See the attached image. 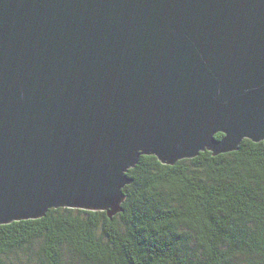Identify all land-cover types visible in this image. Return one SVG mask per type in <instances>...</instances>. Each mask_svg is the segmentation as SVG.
<instances>
[{
  "label": "water",
  "instance_id": "1",
  "mask_svg": "<svg viewBox=\"0 0 264 264\" xmlns=\"http://www.w3.org/2000/svg\"><path fill=\"white\" fill-rule=\"evenodd\" d=\"M246 139L264 143V0H0V226L113 218L142 156Z\"/></svg>",
  "mask_w": 264,
  "mask_h": 264
},
{
  "label": "trees",
  "instance_id": "2",
  "mask_svg": "<svg viewBox=\"0 0 264 264\" xmlns=\"http://www.w3.org/2000/svg\"><path fill=\"white\" fill-rule=\"evenodd\" d=\"M128 176L113 218L59 208L1 225L0 264H264L263 142L174 166L142 156Z\"/></svg>",
  "mask_w": 264,
  "mask_h": 264
},
{
  "label": "rangeland",
  "instance_id": "3",
  "mask_svg": "<svg viewBox=\"0 0 264 264\" xmlns=\"http://www.w3.org/2000/svg\"><path fill=\"white\" fill-rule=\"evenodd\" d=\"M18 264H38V261H37V258L35 256H33L32 263H29L27 260V257L22 256V260L20 262H18Z\"/></svg>",
  "mask_w": 264,
  "mask_h": 264
}]
</instances>
